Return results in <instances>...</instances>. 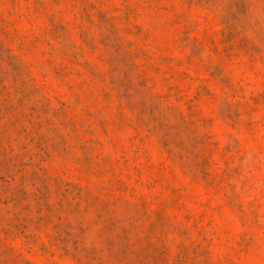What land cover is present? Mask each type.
I'll return each mask as SVG.
<instances>
[{
  "label": "rangeland",
  "instance_id": "obj_1",
  "mask_svg": "<svg viewBox=\"0 0 264 264\" xmlns=\"http://www.w3.org/2000/svg\"><path fill=\"white\" fill-rule=\"evenodd\" d=\"M0 264H264V0H0Z\"/></svg>",
  "mask_w": 264,
  "mask_h": 264
}]
</instances>
